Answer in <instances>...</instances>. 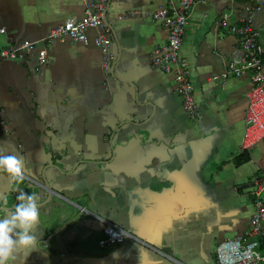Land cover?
Here are the masks:
<instances>
[{
    "label": "crops",
    "instance_id": "obj_1",
    "mask_svg": "<svg viewBox=\"0 0 264 264\" xmlns=\"http://www.w3.org/2000/svg\"><path fill=\"white\" fill-rule=\"evenodd\" d=\"M87 1L0 0V53L38 44L81 18ZM159 5L109 0L107 73L93 31L88 45L43 43L48 62L38 70L34 56L0 58V153L25 162L19 184L0 173V206L32 188L41 213L37 248L19 250L17 264H216V245L246 229L253 182L264 180V141L240 150L251 82L218 79L242 48L216 24L224 13L236 22L243 6L207 0L189 16L180 57L197 110L188 118L173 75L150 65L167 30L143 14ZM253 25L264 72V9ZM106 223L125 233L122 243L99 245Z\"/></svg>",
    "mask_w": 264,
    "mask_h": 264
},
{
    "label": "built area",
    "instance_id": "obj_2",
    "mask_svg": "<svg viewBox=\"0 0 264 264\" xmlns=\"http://www.w3.org/2000/svg\"><path fill=\"white\" fill-rule=\"evenodd\" d=\"M161 3L152 12L143 16L162 25L167 30L166 43L157 47L150 54V65L164 74L174 77L177 94L182 100V109L186 117L196 115L197 107L193 100L194 87L190 79L189 66L180 57V49L190 14L198 7L205 6L207 0H156ZM243 6V16L230 23L229 14L220 15L217 27H226L236 36L242 48V56L236 63H229L218 77L240 78L249 74L251 88L245 95L244 133L240 150L245 152L264 141V72L262 71L263 50L259 35L254 28V16L264 9V0H235ZM109 0H89L85 3L82 17L65 21L54 27L38 44L23 42L0 53L2 60L25 62L34 56L36 69L44 67L47 62V50L43 43L52 45L64 39L74 43L88 45V31H93V45L101 53V69L107 73L115 60L111 52L113 34L106 21ZM0 32H4L1 30ZM215 80V79H213ZM253 213L246 229L239 236L227 239L215 247L216 264H264V180L253 182ZM81 212L85 208L80 209ZM103 239L99 245H115L123 242L125 233L117 226L106 223ZM115 233V235H113Z\"/></svg>",
    "mask_w": 264,
    "mask_h": 264
},
{
    "label": "clouds",
    "instance_id": "obj_3",
    "mask_svg": "<svg viewBox=\"0 0 264 264\" xmlns=\"http://www.w3.org/2000/svg\"><path fill=\"white\" fill-rule=\"evenodd\" d=\"M0 173L19 184L25 176V162L14 154L0 153ZM15 201L10 208L0 206V264H17L19 250L30 252L39 243L34 231L41 215L37 196L20 190ZM111 255L119 259L120 254L113 251Z\"/></svg>",
    "mask_w": 264,
    "mask_h": 264
},
{
    "label": "water",
    "instance_id": "obj_4",
    "mask_svg": "<svg viewBox=\"0 0 264 264\" xmlns=\"http://www.w3.org/2000/svg\"><path fill=\"white\" fill-rule=\"evenodd\" d=\"M32 190H33L32 188L29 189V190H27V191H26L25 189H23V191H25V192H27V193H30V194L32 193ZM15 203H16V201L13 203V205H14ZM13 205H12V206H13ZM2 206H3V207H7L5 202L2 203ZM12 206H11V207H12ZM9 208H10V207H9Z\"/></svg>",
    "mask_w": 264,
    "mask_h": 264
}]
</instances>
